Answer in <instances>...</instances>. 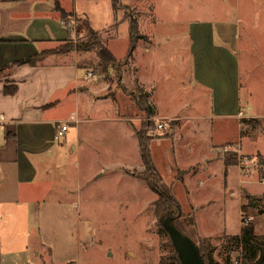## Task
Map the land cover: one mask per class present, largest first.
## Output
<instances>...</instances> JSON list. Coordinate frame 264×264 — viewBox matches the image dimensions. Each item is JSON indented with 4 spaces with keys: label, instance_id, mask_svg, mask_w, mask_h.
Masks as SVG:
<instances>
[{
    "label": "crops",
    "instance_id": "obj_1",
    "mask_svg": "<svg viewBox=\"0 0 264 264\" xmlns=\"http://www.w3.org/2000/svg\"><path fill=\"white\" fill-rule=\"evenodd\" d=\"M111 2L112 0H0V115L5 119L0 133V264H18L11 251L16 237L35 238V225L41 218L48 224L54 210L64 208L66 204L71 208L75 206V191L70 186L72 182L67 173L66 155H79L81 149L76 138H67L66 135L73 129L70 127L76 129L83 122L93 121V111L101 110V119L121 125L124 140L134 148L138 165L137 168H126L123 162V157L130 149L127 142L116 144V147L114 144L102 148V139L100 146H94L91 150L95 156H101L104 162L94 173V178L119 173L131 182L144 184L125 174L130 169L143 171L135 132L137 129L123 120L118 101L113 96L101 95L109 88L111 72L116 70L114 65L123 56L113 58L115 62L111 66L101 62L94 50H66V41L73 42L74 36L66 30L59 12L54 8L56 5L60 10L71 12L83 21L86 33L95 32L108 52L107 43L115 38H104L103 35L110 32L114 34L118 27L114 26L116 22L126 23L117 18ZM227 9L231 11L229 6ZM205 13L207 12L203 9L199 10L197 18L188 24L187 48L191 59L189 79L194 83L189 102L184 97L183 105L172 114L161 113L156 108L151 102L154 92L147 84L144 73L151 72L157 61L149 59L144 64L146 66L141 68L132 57L136 48L128 59V67L121 75V80L124 83L127 79L142 90L152 111V118H179L178 123L170 126L168 133L160 132L158 138L151 140V159L161 190L170 194V186L167 185L175 180L178 192L183 195V210H187L190 217H195L196 213H208V220L202 224L200 222L203 228H199L195 220L192 226L195 239L211 248V261L218 252L217 246L221 249L227 236H240V212L245 207L253 211V235L264 241V213L259 214L264 209V186L256 182L255 175L244 174L237 161L230 165L231 155L220 154L221 148L231 147L238 155L254 157L258 166L264 168L262 123L253 128L246 120L237 121L238 113L246 118H264V115L248 114L239 105L237 16L232 11L228 13L229 17ZM96 16L107 19L105 28L95 24L93 18ZM139 35L142 37L139 41L146 42L145 36ZM150 39L153 40L152 37ZM146 43L149 44L137 42L135 46H140L143 55L151 52L148 46L150 42ZM49 45L66 47L44 56L35 66L13 64L45 51ZM165 65L157 64L160 67ZM88 70L94 72L92 79L84 78ZM206 94L210 99V115L201 117L197 115L195 99L203 98ZM67 104L73 111L67 117H75L78 122L70 125L64 137L55 141V124L62 121L56 116V110ZM249 108L252 107L248 106L247 109ZM207 119L219 124H213L216 130L221 126L224 131L225 126L233 124L236 132L229 136H215L217 131L214 133L213 127L204 123ZM84 148L86 151L85 143ZM56 172L61 176L57 184L54 181ZM143 186L146 187L145 184ZM155 200L156 198L152 199V205ZM227 207L233 209L234 215V229L228 235L222 229L215 230L220 217H217L218 210ZM220 224L219 221L218 225ZM21 226L26 228L20 233ZM209 226L214 228L209 229ZM2 251L5 252L4 255ZM3 256L6 258L3 259ZM211 262L218 264L216 260Z\"/></svg>",
    "mask_w": 264,
    "mask_h": 264
},
{
    "label": "rangeland",
    "instance_id": "obj_2",
    "mask_svg": "<svg viewBox=\"0 0 264 264\" xmlns=\"http://www.w3.org/2000/svg\"><path fill=\"white\" fill-rule=\"evenodd\" d=\"M114 6L117 18L126 23L125 16L135 19L138 32L145 36L146 42H150L148 46L151 52L149 54H141L140 46H138L135 47L132 57L141 68L146 66L144 64H147L149 59L157 61L156 67H153L151 72L144 73V76L154 92L151 102L161 113L165 114L174 113L178 107L183 105L184 97L189 102L192 96L191 90L194 88V83L189 79L191 59L187 48L189 46V22L195 20L196 13L202 9L208 15L225 16L231 11L235 13L234 16L238 19L237 34L239 36L238 51H236L239 62V105L248 114L264 115V0H116ZM227 6L231 11L227 9ZM54 8L56 9V5ZM61 12L59 16L63 25H69L75 31L72 41L79 43L84 41L87 33L83 21L71 12L63 10ZM93 20L100 28H105L107 19L96 16ZM126 23L119 24L114 34L110 32L108 35H103L104 38L107 36L115 38L107 43L109 51L106 60L123 56L120 59L122 63L128 44ZM138 42L143 45L149 44L145 41ZM153 46H155L154 50ZM65 47L49 45L46 46L45 51L49 54ZM164 60L172 62H159ZM157 64L166 65L160 67ZM127 67L128 62L125 66L115 67L116 70L111 72L109 78V88L101 95L113 96L118 101L123 120L135 129H139L141 123L148 119L137 111L132 101V98L137 97L138 92L142 90L132 85L127 79L122 83L121 75ZM87 74H90L89 79L94 77V72L91 70L86 71L85 75ZM195 100L197 115L201 117L210 115L208 95ZM248 106L252 108L247 109ZM71 110L68 104L61 106L57 108L56 116L66 121L69 113L73 112ZM91 114L93 121L83 122L76 129L70 127L73 129L69 130L66 135L67 138L69 136L76 138L81 149L79 155H66L67 173L72 182L70 186L75 191L73 197L75 206L71 208L69 204H66L64 208L54 210V215L48 224L41 218L40 222L35 225V238L16 237L11 249L12 255L15 254L18 264H179L177 257L172 254L173 248L169 238L161 230L158 218L155 216L152 199L156 196L144 187V184L131 182L121 177L119 173L94 178V173L104 162L101 156L93 154L92 148L100 146L102 139L104 140L102 148L114 146V144L116 147V144L127 141L124 140L125 134L119 123L113 124L101 119L103 117L101 110L93 111ZM157 119L166 124V127L161 131L158 129L151 131L148 135L152 137V140L158 138L160 132L168 133L170 126L172 127L179 120V118ZM249 119L261 122L264 127V118L243 116L237 118V121H248ZM204 123L212 126L214 133L217 131L218 134H214L215 136L222 137L225 134L229 136L236 132L233 124L225 126L222 131L221 126L219 130L215 129L214 125L219 124H215L213 120L207 119ZM84 143L87 147L86 151ZM127 143L130 149L123 157V162L126 168H137L134 148H131L129 142ZM220 154L235 156L242 172L255 175L257 183L260 177H264V168L258 166L254 157L238 155L232 151L231 147L221 148ZM102 158L105 160L104 154ZM139 173L135 169L125 172L133 179H136ZM55 174L57 176H54V181L57 184L61 176L57 172ZM261 185L264 186V184ZM168 186H170V194L180 206L183 217L187 218L192 225L195 220L199 228H203L200 222L202 224L208 220V213H196L195 217H192L193 215L190 217V213L183 210V195L177 190V181L174 180ZM252 215L253 211L249 208L242 209L241 217L245 219L250 217V224ZM217 217L219 218L215 230L222 229L228 235V232L234 229L233 209L227 207L218 210ZM219 221L220 225H218ZM19 228L21 233L26 227ZM208 228L214 227L209 226ZM185 231L190 234L188 226ZM191 237L197 241L194 235ZM248 249L250 254L251 251L255 253L254 260H257L258 252L253 250L252 245L251 250L250 247ZM217 250L214 260L218 261V264H236L235 262L242 264V247L238 248L226 241L221 249L218 245ZM2 253L4 255L5 252L2 251ZM36 253L40 255L37 256ZM2 258L5 259L6 256ZM214 260L211 258V261Z\"/></svg>",
    "mask_w": 264,
    "mask_h": 264
},
{
    "label": "trees",
    "instance_id": "obj_3",
    "mask_svg": "<svg viewBox=\"0 0 264 264\" xmlns=\"http://www.w3.org/2000/svg\"><path fill=\"white\" fill-rule=\"evenodd\" d=\"M115 1L116 0H112L111 2L112 10L114 12H115V6H114ZM56 11L62 14L61 10L57 6H56ZM125 19L127 20V25H128V45L122 63L121 61H119L116 63V65H114L115 67L118 66V68L121 67L122 65L125 66L127 64L128 59L130 58L131 53L135 48L137 42L142 38L138 32L137 21L135 19H132L130 16H125ZM121 22H125V21L121 20ZM118 24L119 22H116L114 26L116 27L118 26ZM66 44H67L66 50H71L73 48L77 52L94 50L96 56L104 64H109L112 66V64H114L115 62L113 59L106 60V57L108 56L107 54L108 52L106 51L104 46L100 43V39L95 32L88 31V34L86 35L84 41L80 43L66 41ZM47 54L48 53L46 51H42L33 57L21 61H17L13 64L14 65L27 64L29 66H35ZM119 78L120 76L117 79L119 80ZM132 101L137 111L140 114H142V116H144L146 119H148V121L142 122L141 127L135 131L139 145L140 160L143 165V171L137 174L135 178L139 181H142L145 184L146 188L156 196V200L153 203L154 213L155 216L158 218L159 224L161 226V230L166 234V236L168 235L162 228L160 219L170 214L173 217L174 227L179 232L189 237L197 245L199 254L202 257L204 264H212V262L209 259V252L211 251V248L207 244H204L202 241H195L191 237V235H194L193 226L191 222L187 218L183 217L180 206L177 200L174 198V196L161 190V188L158 185L159 177L152 162L150 149H149V145L152 140V137L148 135L151 131L157 130V127L156 124H154V122L150 120L152 118V111L147 104L146 96L144 93L139 91L137 97L132 98ZM247 122L250 123V125L253 128L259 124V122L256 121L255 119H249ZM229 163L230 165L236 164L235 156H231V161ZM260 213H264V209L262 211H259V214ZM186 226L190 228L191 235L185 231ZM226 241L230 243V245L236 246L238 248L242 247V253H243L242 264H264V241H260L259 239L257 240L255 238V236L252 233V228L250 223L248 224L242 223L240 236L236 238H228ZM251 245L253 250L257 251L259 254L257 260H254L255 253L251 251L250 254L248 247H250L251 250ZM172 254L173 256L176 257V253L173 249H172ZM235 263L237 264V262Z\"/></svg>",
    "mask_w": 264,
    "mask_h": 264
},
{
    "label": "water",
    "instance_id": "obj_4",
    "mask_svg": "<svg viewBox=\"0 0 264 264\" xmlns=\"http://www.w3.org/2000/svg\"><path fill=\"white\" fill-rule=\"evenodd\" d=\"M162 228L167 233L179 264H204L197 245L173 225V217L168 214L160 219Z\"/></svg>",
    "mask_w": 264,
    "mask_h": 264
},
{
    "label": "built area",
    "instance_id": "obj_5",
    "mask_svg": "<svg viewBox=\"0 0 264 264\" xmlns=\"http://www.w3.org/2000/svg\"><path fill=\"white\" fill-rule=\"evenodd\" d=\"M66 30L73 36L74 35V30L69 26V25H65ZM90 74L84 75L85 79H89ZM244 115L242 113H238L237 118L243 117ZM152 121L155 122L156 127L158 130H163L166 127V124H163L162 122H160L157 118H151ZM78 122V120L75 117H70L68 118V120L66 121H61L55 124V133H54V140L57 141L61 138L64 137L65 133L67 132L68 128L70 127V125L72 124H76ZM5 124V119L2 115H0V133L2 131L3 125ZM233 152L236 153V151L233 149ZM246 172V171H244ZM248 172V171H247ZM258 182L260 184H264V177H260V179L258 180ZM240 214H242V210L240 212ZM249 221H251V218H247L245 219L244 217H241V224H248Z\"/></svg>",
    "mask_w": 264,
    "mask_h": 264
}]
</instances>
